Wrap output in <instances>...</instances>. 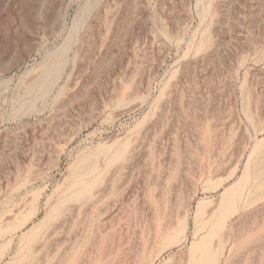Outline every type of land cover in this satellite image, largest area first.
Returning a JSON list of instances; mask_svg holds the SVG:
<instances>
[{
	"label": "rangeland",
	"instance_id": "rangeland-1",
	"mask_svg": "<svg viewBox=\"0 0 264 264\" xmlns=\"http://www.w3.org/2000/svg\"><path fill=\"white\" fill-rule=\"evenodd\" d=\"M74 25L41 98L29 86ZM260 140L264 0H0V264H190L244 173L212 245L264 264ZM77 180L91 197L70 198Z\"/></svg>",
	"mask_w": 264,
	"mask_h": 264
},
{
	"label": "bare ground",
	"instance_id": "bare-ground-1",
	"mask_svg": "<svg viewBox=\"0 0 264 264\" xmlns=\"http://www.w3.org/2000/svg\"><path fill=\"white\" fill-rule=\"evenodd\" d=\"M75 30H76V25H74L73 29L71 30L72 31L71 34L69 35V37L67 38V40L65 41L63 46L54 53L53 62H51L49 64L42 65V68L40 69V72L36 75V77L34 78L32 84L29 86V90L38 92V94L40 95L41 98H45L49 94V92L52 90V88L55 86V84L58 82V80L60 79V77H61V75L63 73L62 69H63L64 62L66 61V56L68 54V51H69V48H70V44H71L72 40L74 39V32H76ZM262 143H264V140L258 141L256 143L255 150H253V151L257 153L258 152L257 149L261 150L260 148H262L263 145L261 147H260V145ZM124 153L120 152V153L116 154L115 160L116 159L119 160L120 158H122ZM89 165H90V163H89ZM89 165H87L88 168H89ZM259 165H257V166H259ZM91 166H93V165H91ZM95 166L92 167V169L91 168H89V169H91V171H92L93 168H95ZM80 169H83V168H80ZM95 169H97V168H95ZM85 170L88 171V169H85ZM257 171H258V169H257ZM84 172H82V173H84ZM82 173H80V171H79V173H77V174H82ZM246 175H248V174L244 173L243 177H241V179H240V181L238 183L232 185V187H230L229 189L224 191V194H222L223 197H228V196L230 197L231 196L230 202H229V198H228L227 202H226V200H225L224 203L221 202L220 206L218 205L219 206L218 209L217 210L215 209L216 211L213 210L211 218L209 220H206V221L204 220L205 221L204 222L205 229H207V233L205 235H203L202 237L199 236L200 235L199 233H196L195 242L192 243V246L190 248V260H189L190 264H218L219 255H220L221 251H223V249L225 248L226 243L224 242L225 240H223V241L220 242V246L217 247L216 245L213 246L212 242H213V240H215L216 237L217 238L221 237V234H222L221 230H223L226 227V224H228L226 219L229 217L228 216L229 215V210L231 209L234 212L238 208V205H239L238 203L244 198L245 189L243 187H245V186H243V185H244L245 182H247V180H244ZM77 176H79V175H77ZM72 187H73L72 188L73 189V194H72V197H70L71 199L80 200L83 195H88V196L91 197V190H92V187H93L92 183L82 182V181L77 180V181H75V183H74V185ZM86 200H87V198H86ZM69 201H70V199H69ZM229 207H230V209H229ZM60 209H61V205L57 206L55 209H53V211H51V214H50V216H48V218H46L45 220L41 221L39 224H37L31 230V233L35 234L34 237H36V233H40L41 231L45 230V228L47 227L48 223L50 222L49 219L51 220V216L53 214L55 215V218H57L56 216L59 215ZM204 209H205V205L203 203L199 204L198 210H197V217H199V215L203 212ZM219 212L222 213V214L219 215V218H216V215ZM223 215H225V217H226L225 220H224V216ZM221 216H223V217L220 218ZM17 227H18V225H17ZM49 230H50V228H49ZM50 231H51L50 232L51 235H53L55 233L54 232L52 234V230H50ZM183 232H184V227L181 228L180 230H178L177 234H175L174 237H172V239L175 240V243L180 241V237H181V234H183ZM0 235H1V230H0ZM48 237H50L49 233L45 232V234H43V236L37 241L38 245L35 247V249H33L31 247L28 249V255H26V257L27 256H29V257L31 256L32 257L38 251V247H41V246L43 247V245L41 243H43V241H45V239L48 238ZM223 237H221V238H223ZM3 238H5V237H3ZM50 238H48V239H50ZM45 243L46 242H44V244ZM47 243H49V241ZM39 245H41V246H39ZM47 247H48V245H47ZM34 260L36 262L38 259L35 258ZM22 261H24V260L22 259ZM36 263L40 264V261L36 262ZM31 264H33V262Z\"/></svg>",
	"mask_w": 264,
	"mask_h": 264
}]
</instances>
